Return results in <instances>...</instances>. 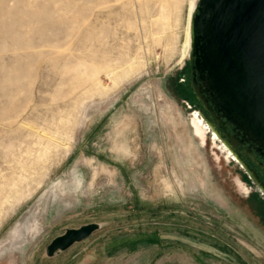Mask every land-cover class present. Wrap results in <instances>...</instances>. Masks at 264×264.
I'll list each match as a JSON object with an SVG mask.
<instances>
[{
  "label": "rangeland",
  "instance_id": "1",
  "mask_svg": "<svg viewBox=\"0 0 264 264\" xmlns=\"http://www.w3.org/2000/svg\"><path fill=\"white\" fill-rule=\"evenodd\" d=\"M188 2L0 0V264H264L263 192L210 134L198 168L160 94L206 122Z\"/></svg>",
  "mask_w": 264,
  "mask_h": 264
},
{
  "label": "water",
  "instance_id": "2",
  "mask_svg": "<svg viewBox=\"0 0 264 264\" xmlns=\"http://www.w3.org/2000/svg\"><path fill=\"white\" fill-rule=\"evenodd\" d=\"M192 31L193 68L214 109L264 149V0H199ZM98 229L96 223L66 229L47 245L46 256L68 250Z\"/></svg>",
  "mask_w": 264,
  "mask_h": 264
},
{
  "label": "flooded vegetation",
  "instance_id": "3",
  "mask_svg": "<svg viewBox=\"0 0 264 264\" xmlns=\"http://www.w3.org/2000/svg\"><path fill=\"white\" fill-rule=\"evenodd\" d=\"M194 59L195 58L192 57V63L190 62V83L192 88L198 91V95L194 92L193 96L196 104L201 106L200 111L203 112L206 122H204L203 118L197 116L196 113L193 114L190 123L181 122L179 113L172 111L170 100L159 91L165 106L168 107L171 114L179 121L181 128L183 127L187 140L193 147L194 154L199 163L198 168L204 171L206 167L203 159L197 152V147L194 146L192 141H197L199 145L203 146L206 143L207 134H210V139L217 145L220 152H222L228 160L232 159L239 164V166L244 169L245 174L248 176L253 186L264 194V149L248 141L246 137L242 136V132L236 130L234 125L227 122L224 118H221L220 121L216 120L218 117L220 118V114L214 109L212 105V96L202 84L197 71L193 68ZM182 92L184 97L192 99V94L188 90L183 89ZM238 183L242 189H247L245 185L241 184L240 180H238ZM64 193V197L60 195L63 199L71 201L76 199L75 190L67 189V192ZM254 200L257 202V205L264 208L263 197H259V199L255 198Z\"/></svg>",
  "mask_w": 264,
  "mask_h": 264
},
{
  "label": "bare ground",
  "instance_id": "4",
  "mask_svg": "<svg viewBox=\"0 0 264 264\" xmlns=\"http://www.w3.org/2000/svg\"><path fill=\"white\" fill-rule=\"evenodd\" d=\"M198 2L199 0H190V3L188 5V17H187V24H186V30H185V43L183 44L185 47V53L187 54V56H192L193 52H194V35H193V31H192V27H193V21H194V16L196 14V10L198 7ZM182 57V56H181ZM58 194L59 190L56 187V189H54ZM54 191V192H55ZM52 192V194L54 193ZM57 193H55L57 195ZM51 194V195H52ZM55 197V196H54ZM57 197V196H56ZM55 197V198H56ZM60 197V196H59ZM49 199V198H48ZM51 199V198H50ZM53 213V212H52Z\"/></svg>",
  "mask_w": 264,
  "mask_h": 264
},
{
  "label": "crops",
  "instance_id": "5",
  "mask_svg": "<svg viewBox=\"0 0 264 264\" xmlns=\"http://www.w3.org/2000/svg\"><path fill=\"white\" fill-rule=\"evenodd\" d=\"M189 3H190V0H189V2H188V5H189Z\"/></svg>",
  "mask_w": 264,
  "mask_h": 264
}]
</instances>
